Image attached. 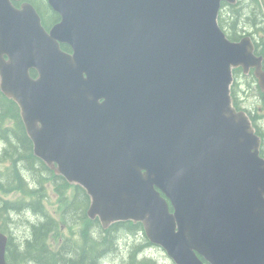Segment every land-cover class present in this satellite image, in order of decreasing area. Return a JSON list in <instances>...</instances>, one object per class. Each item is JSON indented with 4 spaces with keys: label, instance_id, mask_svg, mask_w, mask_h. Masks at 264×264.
Instances as JSON below:
<instances>
[{
    "label": "water",
    "instance_id": "obj_1",
    "mask_svg": "<svg viewBox=\"0 0 264 264\" xmlns=\"http://www.w3.org/2000/svg\"><path fill=\"white\" fill-rule=\"evenodd\" d=\"M13 1L0 0L1 91L35 156L86 190L89 218L143 223L174 264H264L261 141L231 97L237 67L264 90L263 57L218 24L237 0H48L50 31Z\"/></svg>",
    "mask_w": 264,
    "mask_h": 264
},
{
    "label": "trees",
    "instance_id": "obj_2",
    "mask_svg": "<svg viewBox=\"0 0 264 264\" xmlns=\"http://www.w3.org/2000/svg\"><path fill=\"white\" fill-rule=\"evenodd\" d=\"M32 4L40 14L43 25L50 29L60 21V16L52 11L46 0L14 1ZM219 24L231 41H240L250 36L255 44L256 54L264 57V0H239L236 4L223 3L219 14ZM62 49L71 51L67 45ZM32 76L37 72L32 71ZM231 88L234 107L245 111L262 139L261 156L264 157V107L248 109L243 106L239 93L247 85L249 93L257 94L264 104L261 90L253 71L246 75L242 68L233 71ZM243 80L245 83H243ZM10 123V124H8ZM0 168L8 166L0 175V191L20 192L19 199H0V232L8 236L6 259L8 264H112V255L120 253V235L136 239L124 251L119 264H159L157 260L145 256L154 247L147 239L142 223L132 221L117 222L104 228L99 219H90L88 210L90 197L78 185H71L63 176L57 175L45 162L35 156L33 142L29 138L21 117L19 106L0 90ZM52 183L62 206L61 221L56 220L44 208L46 184ZM33 184V186H31ZM73 188V198L68 191ZM172 210V207L170 206ZM35 214V221L28 219L16 222L26 213ZM28 225L22 240L16 242L12 228ZM81 225L74 239V229ZM63 228L70 230L71 236L63 234ZM54 248L50 240L57 242ZM205 264H208L205 262Z\"/></svg>",
    "mask_w": 264,
    "mask_h": 264
},
{
    "label": "rangeland",
    "instance_id": "obj_3",
    "mask_svg": "<svg viewBox=\"0 0 264 264\" xmlns=\"http://www.w3.org/2000/svg\"><path fill=\"white\" fill-rule=\"evenodd\" d=\"M243 83H245V81L243 80ZM239 97L241 102L243 103V106L248 108V109H252L255 106H261L264 107V104H262L259 96L255 93L251 94L249 93V89L247 87V85H243L242 87V92L239 93ZM10 124V123H8ZM2 149V145L0 144V151ZM7 167L6 165L2 166L0 168V175L2 176V173H5V171H7ZM31 186H33V184H31ZM73 193H74V189L71 188L68 191V196L70 198H73ZM45 197L43 198L44 202V208L45 210L51 215L53 216L56 220L61 221V210H62V206L59 203V197L56 195L55 190H54V186L52 185V183L46 184V193H45ZM19 197H21L20 192L16 191L13 193H5L4 191H0V199L3 200H17L19 199ZM35 214L33 213H26L24 215H22V218L20 217H16V222H20V220L23 222L24 220L28 219L30 221H35ZM19 229L17 228V226L15 225L12 228V233L13 236L16 239V242H20L22 240V237L26 234L27 232V227L28 225H26L24 227V224L22 223ZM81 225L77 226L74 229V239L77 238L78 236V232L80 230ZM63 234H65L66 236H71L73 232H71L68 229H64L63 228ZM62 238L59 239V241L57 242V240L55 239H51L50 243L51 245L56 248L57 244L60 242ZM136 239H130L127 236H125L124 234L120 235V243H119V248H120V253H116L114 255H112L110 262L112 264H119L121 263L122 258L124 257V251L127 250V247L129 244H133L135 243ZM145 256L147 257H151L154 258L155 260H157L159 262V264H173V261L167 256L166 252L158 247V246H154L153 248H151L150 250H147L145 253Z\"/></svg>",
    "mask_w": 264,
    "mask_h": 264
}]
</instances>
